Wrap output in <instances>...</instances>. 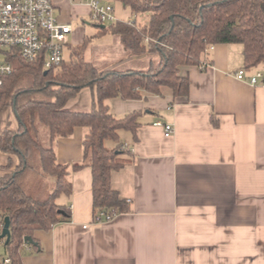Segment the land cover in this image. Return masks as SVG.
<instances>
[{
	"label": "crops",
	"instance_id": "1",
	"mask_svg": "<svg viewBox=\"0 0 264 264\" xmlns=\"http://www.w3.org/2000/svg\"><path fill=\"white\" fill-rule=\"evenodd\" d=\"M77 2L58 3L59 21L78 19ZM74 38L84 37L75 32ZM87 54L85 61L103 71L146 72L159 62L156 54L131 55L118 39L98 64ZM205 59V70H178L189 81L187 97L163 87L159 96L141 92L138 100L106 101L116 118L138 114L136 140L130 130L118 140L133 161L110 179L129 212L95 223L91 169L71 168L81 162L84 130L55 142L71 183L70 195L57 203L70 220L35 233L41 252L24 246L22 264H264V88L245 81L254 69L236 79L244 69L239 44L215 45ZM91 107L88 89L66 105L75 112ZM157 122L171 125L172 134L165 136ZM8 158L0 151V176ZM2 254L0 264L7 258Z\"/></svg>",
	"mask_w": 264,
	"mask_h": 264
},
{
	"label": "trees",
	"instance_id": "2",
	"mask_svg": "<svg viewBox=\"0 0 264 264\" xmlns=\"http://www.w3.org/2000/svg\"><path fill=\"white\" fill-rule=\"evenodd\" d=\"M141 22H119L98 34L116 36L133 56L156 54L159 62L146 72L103 71L85 61L89 39L66 48L67 57L45 71L40 62L12 59L13 71L0 87V115L9 108L16 129L0 132V151L7 155L6 174L0 176V221L9 218L10 238L0 239L10 264H22L24 246L34 253L41 248L37 232H49L68 222L70 213L57 203L69 196V166L58 162L54 144L84 130L82 159L72 170L91 169L93 221L100 214L129 212L128 202L111 188V174L132 163L129 150L118 142L119 132L130 130L136 140L138 114L116 118L106 101L141 99L142 93L187 97L189 81L179 76L181 67L210 64L205 57L210 47L239 44L244 69L264 71V0H115ZM148 39V42L144 40ZM205 70V69H201ZM46 72V74H44ZM88 89L92 107L87 112L66 108L78 93ZM107 142L115 143L113 148ZM14 159V160H13ZM31 238L36 246L23 242Z\"/></svg>",
	"mask_w": 264,
	"mask_h": 264
},
{
	"label": "built area",
	"instance_id": "3",
	"mask_svg": "<svg viewBox=\"0 0 264 264\" xmlns=\"http://www.w3.org/2000/svg\"><path fill=\"white\" fill-rule=\"evenodd\" d=\"M61 1L63 0H0V87L3 78L13 71L12 59L15 56L26 62H40L45 71L61 64L72 34L71 24L59 21L55 15ZM88 6V15L96 27L111 25L117 21L110 3L88 0ZM144 41L148 42V39ZM207 67V63H202L199 68ZM244 76L245 69L235 73L236 79L240 81H244ZM245 81L251 86L261 85L264 88V71L254 70ZM156 125L163 128L165 136H170L173 132L171 125L160 122ZM116 216L114 211L110 214L100 213L94 222H109ZM2 227L3 222L0 221V232ZM2 264H10V260L6 258Z\"/></svg>",
	"mask_w": 264,
	"mask_h": 264
},
{
	"label": "rangeland",
	"instance_id": "4",
	"mask_svg": "<svg viewBox=\"0 0 264 264\" xmlns=\"http://www.w3.org/2000/svg\"><path fill=\"white\" fill-rule=\"evenodd\" d=\"M104 1L109 2L112 5L114 9L113 12L114 16L116 20L119 22H125V23L133 22V21L141 22V20H144L146 18V16L135 17L134 15H132V13L128 8H124L122 4L118 1L115 0H104ZM76 2L77 1L75 0V4ZM77 3L81 5V8H79L77 12L74 11L75 13H78L79 15L78 19L69 21L72 27V34L70 36V45L77 46L81 43L79 39L75 40L74 38L75 32L82 34L83 37L89 39V44L87 46L84 55L85 59L88 55L87 53H89L92 60H94L93 62L98 64L100 62H98L97 58H100L104 50L106 49L107 45H109L112 41H115V39L117 38L116 36L111 35L109 33L98 34V31L101 29L100 26L96 27L95 25H93L89 15L86 14V7L88 5V0H79ZM69 11L73 13V8H71ZM55 15L58 18L57 15H59V13L56 11ZM108 27H109L108 24L104 25L105 29H107ZM64 57H67L66 50L64 52ZM16 127L17 124L13 112L9 108L5 109L0 115V129H4V128L16 129ZM107 144L110 147V143L107 142ZM2 249L3 247L1 246L0 247L1 254L3 253Z\"/></svg>",
	"mask_w": 264,
	"mask_h": 264
},
{
	"label": "water",
	"instance_id": "5",
	"mask_svg": "<svg viewBox=\"0 0 264 264\" xmlns=\"http://www.w3.org/2000/svg\"><path fill=\"white\" fill-rule=\"evenodd\" d=\"M101 29L104 28V26H100ZM46 74V72L44 73ZM9 238H10V231H9V218L6 217L4 218L3 220V227L1 229V232H0V239L1 240H4L5 243H7L9 241ZM23 242L25 244H28V245H33V246H36V243L29 237H25L23 239Z\"/></svg>",
	"mask_w": 264,
	"mask_h": 264
}]
</instances>
